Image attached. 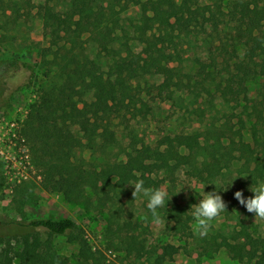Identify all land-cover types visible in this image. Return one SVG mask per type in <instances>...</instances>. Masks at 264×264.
<instances>
[{
  "label": "trees",
  "instance_id": "obj_1",
  "mask_svg": "<svg viewBox=\"0 0 264 264\" xmlns=\"http://www.w3.org/2000/svg\"><path fill=\"white\" fill-rule=\"evenodd\" d=\"M114 1L0 0V19L6 16V26L17 31L34 16L42 20L49 40L42 51L44 56H53V72L48 75L49 83L30 103L23 129L41 167L42 187L69 202L81 203L92 192L116 205L120 192L140 180L145 188H160V180L140 172L138 157L152 147L130 121L146 106L137 92L136 82L141 79L161 76L168 93L174 87L192 85L190 73L171 65L178 61L171 48L181 34L197 39L203 36L208 45L211 64L199 56L194 58L205 80L214 79L216 70L232 73L241 84L264 76V0H229L227 10L216 0ZM130 4L139 6V14L134 18L137 21L127 26L121 23V14ZM145 26L154 30L144 37ZM226 29L232 36L223 38ZM137 44L140 50H136ZM248 116L252 141L245 140L247 123L242 118L239 127L211 123L202 130L167 134L159 144L167 148L176 168L185 167L202 180L224 175L236 161H242L249 178L257 180L264 174V85ZM121 125L124 127L119 130ZM115 148L118 158L106 157L98 164L78 156L84 149L107 155ZM4 184L5 179H0V193ZM15 191L22 211L32 200L33 188L23 183ZM119 210L108 214L106 231L113 243L119 239L128 255L164 264L167 257L178 253L175 244L149 248L146 240L124 233ZM171 212L177 220L193 219L186 206L177 203ZM12 223L16 242L0 236V264H72L51 241L53 236L65 235L78 244L75 264H121L102 248L94 249L71 217H38ZM42 231L48 234L45 240ZM244 236L251 237V233L245 231ZM219 246L232 249L233 243L224 236Z\"/></svg>",
  "mask_w": 264,
  "mask_h": 264
},
{
  "label": "rangeland",
  "instance_id": "obj_2",
  "mask_svg": "<svg viewBox=\"0 0 264 264\" xmlns=\"http://www.w3.org/2000/svg\"><path fill=\"white\" fill-rule=\"evenodd\" d=\"M119 1L114 2L119 4ZM216 1L227 8L229 0ZM117 9H120V5ZM138 14L139 6L130 4L121 14V23L131 26L132 20L137 21L134 18ZM5 20L6 16L2 15L0 179L4 178L5 184L0 193L2 196L0 236L16 242L12 238L16 232L13 220L71 217L79 224L94 249L102 248L107 251L110 259H115L121 264H151L153 258L139 259L134 255H128L125 246L118 243L119 239L113 243L112 237L108 235L106 231L108 214L120 208L119 221L124 233L135 234L146 240L149 248L162 247L167 243L179 246L178 253L167 257L164 264H264V219L247 212L234 198L237 190H242L245 198L254 195L251 187L264 182V174L257 180H252L244 171L243 162L236 161L224 175L202 180L189 173L185 167L176 168L167 148L159 144L161 138L167 134L176 135L202 130L211 123H216L217 126L228 123L239 127L242 118L247 123L244 130L245 140L252 141L250 132L252 121L248 114L252 102L259 98L264 76L241 84L232 73L216 70L214 79L205 80L199 74V65L195 63L194 58L199 56L205 63L211 64L208 45L204 44L203 36L197 39L181 34L171 48L177 54L178 61L171 65L179 66L183 72L190 73L193 76L192 85L183 89L174 87L173 91L168 93L163 88L161 76H148L136 82L137 92L146 106L143 113H138L136 118L132 117L130 122L152 147L150 151L142 152L140 157L136 154L138 166L140 172L160 180V187L166 188L168 192L165 206L158 209L161 222L157 224L147 208L149 198L143 193L133 198V185L120 192L121 199L116 205L104 202L92 192L89 193V198L81 203L69 202L61 194L42 187L41 167L38 166L32 147L24 135L23 126L30 103L39 96L42 87L49 83L48 75L54 68L51 61L53 56L43 55L42 48L49 46L50 43L44 35L41 19L31 16L28 25L17 31L6 26ZM153 30L154 27L145 26L142 34L144 37L148 36ZM228 30L221 34L223 38L232 36ZM135 48L140 50L141 45L137 44ZM139 106H142V103ZM123 127L121 125L118 128L122 130ZM142 150L141 148L140 151ZM78 156L98 164L106 157L118 158L119 150L115 148L106 155L100 150L94 152L84 149ZM231 182V186H228ZM23 183L33 188V192L32 200L21 211L17 203L19 193H16L15 189ZM213 190L220 192L227 204V210L211 222L212 227L207 235L201 237L194 231V218L189 221L177 220L175 218L177 215L171 212L172 206L175 203L186 206L189 214H192L191 205L199 203L204 191ZM245 231L250 232L251 237H245ZM41 233L44 240L48 238L45 231ZM224 236L233 243L232 249L219 246ZM236 236L239 239H234ZM51 241L59 253L68 256L72 264L76 263L79 248L77 242L72 241L67 235L53 236ZM19 246L20 244L16 243V247Z\"/></svg>",
  "mask_w": 264,
  "mask_h": 264
},
{
  "label": "clouds",
  "instance_id": "obj_3",
  "mask_svg": "<svg viewBox=\"0 0 264 264\" xmlns=\"http://www.w3.org/2000/svg\"><path fill=\"white\" fill-rule=\"evenodd\" d=\"M231 184L232 182L228 186H231ZM129 185L134 186L132 192L133 198L141 193L149 198L147 208L155 218L154 222L159 224L161 218L158 209L165 206L168 198L167 189L164 187L155 189L145 188L143 180ZM224 190H226V188H224ZM251 191L254 195L245 198L243 191L237 190L234 193V198L240 205L246 208L247 212L254 214L255 217L264 219V182L259 183L255 187H251ZM191 208L192 216L195 220L194 231L196 234L203 237L207 235L209 229L212 227L211 222L219 217L222 212L227 210V204L220 192L213 190L210 192L204 191L203 197L199 200V203L191 205Z\"/></svg>",
  "mask_w": 264,
  "mask_h": 264
}]
</instances>
